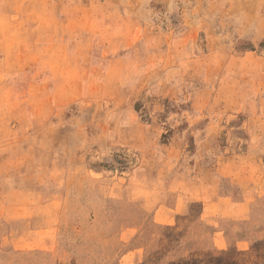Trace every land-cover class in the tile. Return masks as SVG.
<instances>
[{"label":"rangeland","instance_id":"rangeland-1","mask_svg":"<svg viewBox=\"0 0 264 264\" xmlns=\"http://www.w3.org/2000/svg\"><path fill=\"white\" fill-rule=\"evenodd\" d=\"M0 264H264V0H0Z\"/></svg>","mask_w":264,"mask_h":264}]
</instances>
